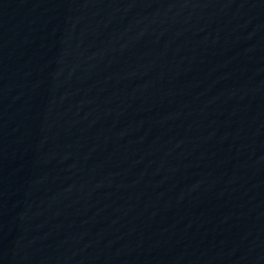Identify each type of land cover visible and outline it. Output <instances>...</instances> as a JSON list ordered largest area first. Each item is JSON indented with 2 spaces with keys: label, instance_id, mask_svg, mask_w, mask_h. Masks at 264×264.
<instances>
[{
  "label": "water",
  "instance_id": "water-1",
  "mask_svg": "<svg viewBox=\"0 0 264 264\" xmlns=\"http://www.w3.org/2000/svg\"><path fill=\"white\" fill-rule=\"evenodd\" d=\"M180 0H0V55Z\"/></svg>",
  "mask_w": 264,
  "mask_h": 264
}]
</instances>
